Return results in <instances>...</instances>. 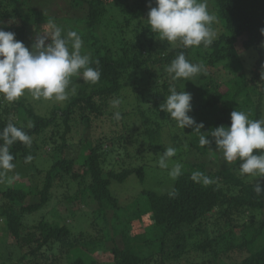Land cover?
I'll list each match as a JSON object with an SVG mask.
<instances>
[{
	"label": "trees",
	"instance_id": "trees-1",
	"mask_svg": "<svg viewBox=\"0 0 264 264\" xmlns=\"http://www.w3.org/2000/svg\"><path fill=\"white\" fill-rule=\"evenodd\" d=\"M150 2L156 6L155 0H0V27L15 33L26 47L37 32L51 30L53 24L65 33L73 30L81 35L82 54L100 71L95 83L84 82L81 75L70 78L63 102L36 100L30 94L11 103L0 97V130L11 122L31 139L30 146L20 141L10 146L13 164L27 163L28 156L34 160L39 149L59 154L48 168L33 167L30 174L19 175L17 184L0 177V225L13 238L12 243L2 242L0 264H102L91 255L101 239L91 227L107 220L111 211L116 231L103 233L112 237L107 264H212L219 259L225 264H264V196L254 191L262 182L241 175L240 161L227 164L213 137L202 147L199 134L178 128L159 110L174 85L192 95L189 115L204 124L205 135L230 126L234 110L251 119L264 118V0H207L208 11L217 17L212 25L217 37L208 47L192 48L161 41L151 32ZM181 51L187 60L194 56L189 61L203 70L191 80L171 81L165 66ZM228 60L236 71L233 76L222 64ZM125 90L132 100L126 101L128 108L120 103ZM117 111L119 120L114 118ZM76 122L83 132L80 161L67 154ZM183 146L188 147L186 158L170 190L144 188L127 201L112 188L133 173L142 184L148 178L145 165H126V158ZM116 163L123 167L116 169ZM85 198L97 204L95 211L84 209L74 220V213L68 218L73 224H93L76 233L62 222L57 202H64L68 212ZM221 226H230L223 243L217 235ZM235 227L243 231L242 237ZM190 228L195 233L191 238Z\"/></svg>",
	"mask_w": 264,
	"mask_h": 264
},
{
	"label": "clouds",
	"instance_id": "clouds-1",
	"mask_svg": "<svg viewBox=\"0 0 264 264\" xmlns=\"http://www.w3.org/2000/svg\"><path fill=\"white\" fill-rule=\"evenodd\" d=\"M155 5L153 7L149 3L147 23L161 41L169 44L179 42L184 48L208 47L217 37L212 27L217 17L208 11L207 0H155ZM260 31L264 35V28ZM82 48V38L76 31L67 30L65 33L54 24L51 30L37 32L31 50L16 39L15 33L0 27V97L9 103L25 94H30L36 100H67L71 77L81 75L86 83H95L100 78L99 69L90 66L91 58L88 54H82ZM202 70L203 66L191 63L183 51L165 66L171 81L191 80ZM261 77L264 79V73H261ZM169 93L159 110L169 114L178 128H192L193 133L199 134L202 147L211 143L207 138L210 135L227 164L240 161L241 175L264 178V118L251 119L248 113L234 110L230 114V126L213 128L205 135L201 132L204 124L197 123L189 115L192 95L185 90L177 91L174 85L169 88ZM118 105L119 101H115L114 107ZM114 118L120 119L118 111ZM28 127H32L31 123ZM17 141L27 146L31 144L29 135L9 122L0 130V177L15 167L9 148ZM165 149L158 161L161 168L168 167L167 160L176 152L173 147ZM25 159L28 162L32 157ZM180 174L181 166L177 164L170 175L177 177ZM208 182L205 178L204 183ZM254 191L258 196H264V184L257 182Z\"/></svg>",
	"mask_w": 264,
	"mask_h": 264
},
{
	"label": "rangeland",
	"instance_id": "rangeland-1",
	"mask_svg": "<svg viewBox=\"0 0 264 264\" xmlns=\"http://www.w3.org/2000/svg\"><path fill=\"white\" fill-rule=\"evenodd\" d=\"M37 1H40V0H37ZM79 36L81 37V35H79ZM32 39H33V37H32ZM33 40H31V41L34 44L35 41H33ZM33 44H28L29 50H31V47ZM250 50H251L250 53H247L248 56L252 55L253 49H250ZM244 55L246 56L245 53H244ZM190 59H194V56H192ZM190 59H188V60H190ZM222 64H225L223 66H224V68H227V71L230 72V76H233L235 74L236 71L232 70L233 68L230 67V60H228V62L226 61L225 63H222ZM263 70H264V68H263ZM76 77H77V75L71 77V79H76ZM125 93H126V90L124 92H121L120 103L122 105H125V108H128L126 101L128 100L129 102H131L132 100H130L128 95H125ZM124 95H125V97H124ZM263 117H264V105H263ZM75 127H76V129L70 135V141H69L72 143L73 146L70 147V149L67 151V154H68V157H76L77 160L80 161L82 154H81V152H79L81 150L79 148V141L81 140L83 132H81V130H80L81 127L79 126V124L77 122L74 125V128ZM187 149H188L187 146H183V149H175L176 150L175 155L167 160V164H168L167 168H161V167H159V164H158L160 156L163 154V152L157 155L155 153V151H146L148 153H146V154L143 153V156L135 157L133 159H131L132 157L126 158V163H125L126 165H129V166L134 165V167H140L142 165H145L148 178L142 184L138 181L137 173H133L123 183H114L115 185H112V188L113 189L116 188L117 190L120 191V192H118L116 190L117 194L121 200H127V201H129L130 198L132 199V196H135V197L139 196L141 194V191L144 188L145 189H153V190H156L157 192H160V193L170 190L173 183H174V180L176 178V177L171 176L170 172L175 167V165H177V164H179L180 166L183 165V162L186 158ZM38 152L40 153V156L38 155L34 160L28 161L27 163H22L21 161H18L17 163H15L14 164L15 167L12 170L7 171L4 183L17 184L19 177L21 178V176H19V175H22L23 173L30 174L31 170H33V167L48 168L51 165L52 161L56 157L59 156L57 151L53 150L51 152V149H39ZM116 156H117L116 152L111 154V158H115ZM109 164H110V166H112V162H109ZM115 167H116V169H118L119 167L122 168L123 166H119L116 163ZM246 179L247 180H253V181H261L262 183H264V178H261L258 176L248 175ZM63 183H65V182H63ZM64 188H65V185H64ZM75 192H76V190L74 188L72 191L69 192L71 194H70V196H68V198L73 196L75 194ZM85 199L86 200H84V201H86V202L81 201V203H79L80 207H77V208L75 207L76 209H73V207H72L70 210H68V212H66V209L63 210L65 207V204L63 201H60L63 203L57 202V205H62L61 208H59L60 210L63 211L62 217H63V219H65L62 222L66 223L70 228H72L74 231H76V233L79 232L80 230L85 231V228L88 229L93 224V223H88V222L83 223L82 220H76L74 222V224L70 222V220L73 221L80 213H83L84 209L87 213H89L88 209L91 210V212H93V211H95L94 209L97 208V204L95 202L91 203L89 198H85ZM64 201H65V199H64ZM69 203H71V202H69ZM142 203H144V202H142ZM58 207H60V206H58ZM75 211H76V214H75ZM77 212H79V213H77ZM73 213H74L73 220L69 219L68 217ZM51 215L54 216V215H56V213L52 212ZM92 215L95 216L97 214L92 213ZM113 215L114 214L112 213V211L109 212L107 220H105L104 222H102L100 224L98 222H96V224L95 225L93 224V226L91 227L92 228L91 231H92V233H94L95 237L101 238L99 241L96 242V248L98 250L91 255L94 257V259L98 260L102 264H107L108 262H111L110 261L111 254L109 252H110V242H111L112 237L107 239V237H105L103 233L105 232L106 229H108L110 234H115L116 228H114L112 226V218H111V217H113ZM244 219L245 220L248 219V216H245ZM91 222H92V220H91ZM0 223H4V222H2V220H0ZM221 228H223V231L218 230V232L220 234H217V235L220 236L219 238L221 239V241L223 243L224 240L226 239V234L227 235L230 234L229 233L230 226H229V229H226V226H223V227L221 226ZM236 229H237V227H235L233 229L235 234L237 232V234L240 237H242L243 231L240 228H238L237 230ZM187 232H189L188 234H189L190 238L192 237V235H195L193 228H190V230H188ZM197 236H199V235H197ZM223 236H224V238H223ZM12 241H13L12 236L9 233L4 232L1 225H0V246L3 245L2 242L7 244V243H12ZM83 249L85 251H87V250L89 251L90 248L84 247ZM1 250H2V247L0 248V253H1ZM6 254H8V253H6ZM1 255H3V254H1ZM212 264H225V263H224V261H221L219 259L217 261H213Z\"/></svg>",
	"mask_w": 264,
	"mask_h": 264
}]
</instances>
